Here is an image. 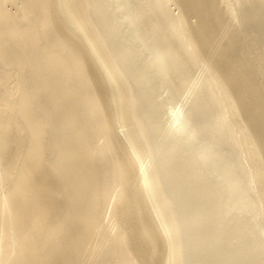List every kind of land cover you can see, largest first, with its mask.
<instances>
[{"label": "bare ground", "instance_id": "1", "mask_svg": "<svg viewBox=\"0 0 264 264\" xmlns=\"http://www.w3.org/2000/svg\"><path fill=\"white\" fill-rule=\"evenodd\" d=\"M0 264H264V0H0Z\"/></svg>", "mask_w": 264, "mask_h": 264}]
</instances>
